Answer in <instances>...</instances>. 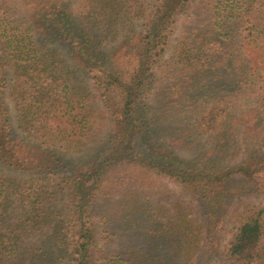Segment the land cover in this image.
Returning <instances> with one entry per match:
<instances>
[{"label": "trees", "instance_id": "trees-1", "mask_svg": "<svg viewBox=\"0 0 264 264\" xmlns=\"http://www.w3.org/2000/svg\"><path fill=\"white\" fill-rule=\"evenodd\" d=\"M181 13L197 24L177 41L162 93L215 89L218 79L237 85L205 94L180 123L192 142L213 136L224 162L181 159L161 144L170 136L164 122L149 116L155 71ZM238 93L264 122V0H0V264H96L98 208L127 235L136 222L148 232L111 264H199L219 249L243 195L261 203L234 208L229 264H264L263 141L227 162ZM151 176L201 208L166 205L168 190L152 201Z\"/></svg>", "mask_w": 264, "mask_h": 264}, {"label": "rangeland", "instance_id": "rangeland-1", "mask_svg": "<svg viewBox=\"0 0 264 264\" xmlns=\"http://www.w3.org/2000/svg\"><path fill=\"white\" fill-rule=\"evenodd\" d=\"M25 10L22 9V12ZM196 24L197 21L195 16L190 17L185 13L177 15V22L175 24L174 32L168 43L167 50L155 71L156 82L153 89V94L149 100V116L153 120L154 125L164 122L162 124L163 129L166 130L167 134H170L168 137H162L161 144H163L167 149L171 150L181 159H185L188 162L194 161L195 163L202 166L205 164V162L208 163L212 159H219L221 162L226 161L223 160L225 154H221L224 151L222 148H218L216 146V140L213 136L203 135L199 136V138L196 137V142H192L190 137L186 139L184 134L180 131V129L183 128L180 123L185 119L190 120V118L193 116L194 106H198V102L203 99L205 94L212 95L216 92H218V94L221 92H233L238 87L236 84H231L228 82L227 79H218L216 84L218 88L214 89L211 87L202 90L197 89V92L194 94L180 92L171 96V94L165 93L167 97H170L168 100L165 99V95L162 93V91L165 92L167 88L170 89V87H167L168 83L166 79L167 75H169L171 71L170 61L174 47L182 34L187 32L190 27ZM233 28L235 30H233L232 33L236 35L235 39H237V42H239L242 38L241 34L243 36V32L238 26ZM172 91H175L173 86ZM241 95L238 93L232 97L236 103L235 110L232 111L233 113L236 111L235 115L236 118L238 117V119L233 121L232 128L234 133H232L230 142L227 144V148L231 153L227 157V162L229 164L239 162L246 158V156L250 155L251 149L249 143L251 144L257 140H262V145L264 146V122H261L263 119L259 116L255 117L254 113L257 111L255 107H249L248 110H245V108L248 106L245 105V107L243 103L247 101V97L245 99ZM170 99H176V102L173 101L172 104L169 105ZM171 116L176 118L175 121H180L178 125H171ZM17 131L20 132L18 129ZM256 134L261 138L254 139ZM90 147L91 146L88 144L87 151ZM235 152H239V154L233 158L232 155H234ZM144 187H146V190L152 194V201L154 202H157L161 197L158 195L159 192H166L168 190L170 193L169 195L165 194L167 195V198L164 199L166 205H172L174 202L183 201L186 205L193 207V209L196 211L201 208L197 199L192 198L189 193L184 192L179 185L164 178H158L156 176H151L150 178L148 177L144 182ZM149 202L151 201L146 203ZM243 203L245 204L243 205ZM260 203L261 199L257 197H247L245 195L236 197L233 200V205L230 208V212L232 213L226 218V224L218 235L220 238L218 247L219 249L214 252L206 253L205 255L203 253L202 255L200 254L197 262L199 264H229L227 250L235 232V227L238 224L236 216L233 212L234 208L237 206V204L238 206L240 205L239 209H244L246 204L260 205ZM107 210L108 209L106 208L96 209L95 218L99 223L98 239L95 250L96 264H111L113 261H117L121 257L127 258L126 252L128 251L127 245L129 243L134 245V249L135 247L136 249H139L141 245L146 243L145 241L147 239V231L143 230L142 227L139 231H137L136 224L138 222L131 226L134 231L132 233H128V235L124 233V225H120L121 223L118 222L117 226L115 227L113 223L111 224L105 222L104 218H102V215L109 212ZM109 210L112 211V208Z\"/></svg>", "mask_w": 264, "mask_h": 264}]
</instances>
